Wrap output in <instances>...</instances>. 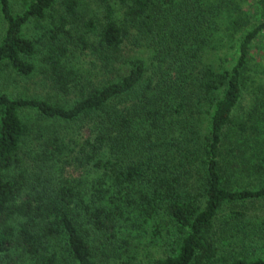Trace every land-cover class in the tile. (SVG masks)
Here are the masks:
<instances>
[{
	"label": "trees",
	"instance_id": "trees-1",
	"mask_svg": "<svg viewBox=\"0 0 264 264\" xmlns=\"http://www.w3.org/2000/svg\"><path fill=\"white\" fill-rule=\"evenodd\" d=\"M93 1L0 0V264H264V0Z\"/></svg>",
	"mask_w": 264,
	"mask_h": 264
},
{
	"label": "rangeland",
	"instance_id": "rangeland-1",
	"mask_svg": "<svg viewBox=\"0 0 264 264\" xmlns=\"http://www.w3.org/2000/svg\"><path fill=\"white\" fill-rule=\"evenodd\" d=\"M256 1L257 0H248L247 4L245 3L243 5L244 10L250 16H254V14L260 13H257L258 7L255 5ZM79 10H81L82 13L86 15V17H89V15L98 13L100 9L99 4L97 2L94 3L93 0H80ZM258 18L259 17H257V19ZM254 22L255 21L253 20L251 22V25L254 24ZM1 33L2 26L0 18V36ZM249 65L250 70L248 75L250 85L248 88V92L244 94L241 106V110L244 111L251 110L253 108L254 103L257 104L258 102L264 100V33H262L257 38V40L251 47ZM0 92L10 93L17 96H35L39 98H44L47 96V94H49L47 92L50 91L49 87L44 85V83L42 82L40 70H38L37 68L35 75L27 79L0 77ZM163 246L164 245L162 243H159L158 246H153V248H151L149 252H151L152 256H163L162 253L165 251L164 248H161Z\"/></svg>",
	"mask_w": 264,
	"mask_h": 264
}]
</instances>
